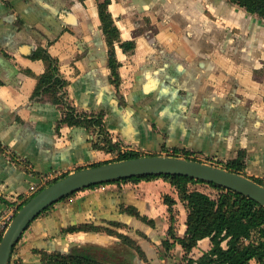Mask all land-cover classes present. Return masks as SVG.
Masks as SVG:
<instances>
[{
    "label": "crops",
    "instance_id": "obj_1",
    "mask_svg": "<svg viewBox=\"0 0 264 264\" xmlns=\"http://www.w3.org/2000/svg\"><path fill=\"white\" fill-rule=\"evenodd\" d=\"M108 9L120 31L119 86L98 0H0V216L18 209L42 181L110 161L95 147L104 138L99 128L60 125L67 106L88 118L102 115L120 149L224 163L244 151L246 176L264 179V20L228 0H110ZM128 42L134 48L124 50ZM41 50L58 61L65 104H55L52 93L33 97L47 69L34 58ZM164 195L177 201L175 230L183 237L187 209L169 182L107 184L40 215L12 258L42 264L36 251H44L104 264H185L183 247L168 233ZM128 205L156 227L122 213ZM83 224L124 234L141 252L107 232H66ZM164 241L174 245L168 250ZM210 249L203 239L189 257Z\"/></svg>",
    "mask_w": 264,
    "mask_h": 264
},
{
    "label": "trees",
    "instance_id": "obj_2",
    "mask_svg": "<svg viewBox=\"0 0 264 264\" xmlns=\"http://www.w3.org/2000/svg\"><path fill=\"white\" fill-rule=\"evenodd\" d=\"M228 1L245 9L249 14L256 16L258 19L264 20V0ZM109 4L110 0H98V10L102 22V29L109 47L108 63L112 71L113 82L119 86L120 64L117 60L115 45L120 40V31L109 12ZM121 47L124 48V50H130L134 48V43H122ZM34 58L43 59L47 69L39 78L33 97L37 98L44 93H52L55 104H65V87L67 82L60 74L58 61L46 50H41L40 53L34 55ZM62 124L88 129L97 127L100 129V133L104 138L101 141L102 145L97 143L95 147L108 153L120 151V145L113 143L107 137V133L104 130L102 115L88 118L85 115L77 113L71 106H67L64 116L60 120V125ZM181 153L183 154V158L201 161L197 158H193V154L187 152H175L174 156L179 157ZM141 156L145 155L137 151H128L121 154L115 161L138 158ZM109 162L114 161L97 163L93 166H99ZM223 168L246 176V152L240 151L238 157L226 162ZM68 174L69 172L62 174L60 177L49 182L46 186L66 177ZM159 178L169 182L177 190L180 201L187 209V230L183 237H179L175 230L177 218L174 207L177 201L169 195L163 196V203L168 206V213L170 216V228L168 233L174 240V244L179 243L183 247L185 251V264H264V207L246 195L215 183L181 175L137 176L93 185L88 189H95L107 184L150 181ZM251 179L264 186V179L256 177H251ZM75 194L76 193L68 195L61 201L71 198ZM32 197L28 198L17 209V212ZM56 204L43 211L40 215L53 208ZM121 212L153 228L156 227V223L153 219L149 220L150 218L147 216L141 215L138 209L133 205L122 206ZM111 225L114 227L123 226L118 223H111ZM81 231L107 232L111 235H116L121 238L124 243L128 244L130 247L138 248L141 252L140 247L137 246L135 241L131 238L107 227L95 226L94 224H83L76 227H69L66 232L73 233ZM206 238L211 240V249L198 259L189 257V254L198 247L199 242ZM172 244L173 243L169 241H164L163 243L164 247L168 250L172 248ZM36 253L41 255L42 264H104L98 259L84 254L72 253L63 256L57 253L48 254L44 251H36ZM9 264H16V261L11 258Z\"/></svg>",
    "mask_w": 264,
    "mask_h": 264
},
{
    "label": "water",
    "instance_id": "obj_3",
    "mask_svg": "<svg viewBox=\"0 0 264 264\" xmlns=\"http://www.w3.org/2000/svg\"><path fill=\"white\" fill-rule=\"evenodd\" d=\"M150 175H181L218 184L246 195L264 207V186L248 176L202 161L177 156L147 155L86 167L46 186L15 214L0 241V264H9L14 248L40 214L68 195L93 185Z\"/></svg>",
    "mask_w": 264,
    "mask_h": 264
},
{
    "label": "built area",
    "instance_id": "obj_4",
    "mask_svg": "<svg viewBox=\"0 0 264 264\" xmlns=\"http://www.w3.org/2000/svg\"><path fill=\"white\" fill-rule=\"evenodd\" d=\"M128 151H132V150L129 148H126V147H121L119 152L110 153V159L111 160L117 159L121 154H124ZM165 155L174 156V151H168V153H166ZM49 182L50 181L47 179V180L42 181V183L39 186H32L29 198L32 197L33 195L37 194ZM16 213H17V209H11V211H9L7 214L0 216V241H1L4 233L6 232L8 226L10 225V223L13 220Z\"/></svg>",
    "mask_w": 264,
    "mask_h": 264
},
{
    "label": "rangeland",
    "instance_id": "obj_5",
    "mask_svg": "<svg viewBox=\"0 0 264 264\" xmlns=\"http://www.w3.org/2000/svg\"><path fill=\"white\" fill-rule=\"evenodd\" d=\"M203 160H204V162H206V163H209V164H217L218 166H220V165H224L225 163L224 162H218V163H216L217 161H215V160H213V159H211V158H202ZM107 160H110V161H115L116 159H113V160H111L110 158H107ZM212 162V163H211ZM88 189V188H87ZM178 212V211H177ZM179 213V212H178Z\"/></svg>",
    "mask_w": 264,
    "mask_h": 264
},
{
    "label": "flooded vegetation",
    "instance_id": "obj_6",
    "mask_svg": "<svg viewBox=\"0 0 264 264\" xmlns=\"http://www.w3.org/2000/svg\"><path fill=\"white\" fill-rule=\"evenodd\" d=\"M174 154H175V152H174ZM181 156H182V158H183V154H182V153L180 154L179 157H181ZM192 157L195 158L193 155H192ZM203 162H204V161H203ZM218 162H220V161H217L216 163H218ZM212 165H216V166H218L217 164H212ZM222 168H223V167H222Z\"/></svg>",
    "mask_w": 264,
    "mask_h": 264
}]
</instances>
